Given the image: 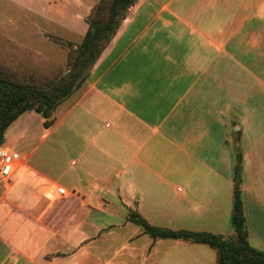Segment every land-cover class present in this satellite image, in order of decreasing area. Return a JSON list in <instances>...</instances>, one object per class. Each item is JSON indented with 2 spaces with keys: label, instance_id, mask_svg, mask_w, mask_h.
<instances>
[{
  "label": "crops",
  "instance_id": "crops-1",
  "mask_svg": "<svg viewBox=\"0 0 264 264\" xmlns=\"http://www.w3.org/2000/svg\"><path fill=\"white\" fill-rule=\"evenodd\" d=\"M5 1L17 17L1 34L52 48L81 44L100 2ZM49 120L28 111L5 131L19 159L0 177V264H216L136 218L233 237L237 155L248 242L264 252V0H137Z\"/></svg>",
  "mask_w": 264,
  "mask_h": 264
},
{
  "label": "trees",
  "instance_id": "trees-1",
  "mask_svg": "<svg viewBox=\"0 0 264 264\" xmlns=\"http://www.w3.org/2000/svg\"><path fill=\"white\" fill-rule=\"evenodd\" d=\"M137 0H100L87 18L88 31L78 48L67 57V72L36 73L19 76L0 68V147L7 128L22 114L34 111L45 119L44 126L52 121L55 109L81 84L88 68L94 65L111 41L128 9ZM234 198L232 227L234 235L223 238L205 232L171 231L154 228L136 218L145 233L153 239L183 240L210 247L216 253V264H264V252L248 242V230L241 200V157L237 155L234 169Z\"/></svg>",
  "mask_w": 264,
  "mask_h": 264
},
{
  "label": "rangeland",
  "instance_id": "rangeland-1",
  "mask_svg": "<svg viewBox=\"0 0 264 264\" xmlns=\"http://www.w3.org/2000/svg\"><path fill=\"white\" fill-rule=\"evenodd\" d=\"M10 7L11 6L8 2L5 1L4 3L0 0V19L6 15V12ZM12 9H14V7H11V11ZM12 13L14 12L12 11ZM11 17H17V14H11ZM3 33L4 35L0 32V68H7L8 70L12 69V72H15V74H18L19 76L32 74L33 72L38 74H53L61 73L63 71L66 73L68 70V54L72 49L75 50L74 48H78L80 45H72L71 43L65 42L56 37L48 36L49 41L54 43L57 47L52 48L49 45L44 47H23L17 44L16 41L8 39L5 36L6 32ZM91 67H89L88 70ZM25 116L30 122L31 120L27 117L28 115ZM38 118L37 121L34 120L28 123L27 126L35 133H37V130L39 129L37 136L40 138L41 131L39 128V121L41 118Z\"/></svg>",
  "mask_w": 264,
  "mask_h": 264
},
{
  "label": "built area",
  "instance_id": "built-area-1",
  "mask_svg": "<svg viewBox=\"0 0 264 264\" xmlns=\"http://www.w3.org/2000/svg\"><path fill=\"white\" fill-rule=\"evenodd\" d=\"M19 159L17 153L12 152L7 148H0V177H8L12 173L14 162ZM64 188H57L55 190V199L63 198L66 195Z\"/></svg>",
  "mask_w": 264,
  "mask_h": 264
}]
</instances>
